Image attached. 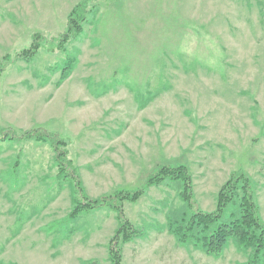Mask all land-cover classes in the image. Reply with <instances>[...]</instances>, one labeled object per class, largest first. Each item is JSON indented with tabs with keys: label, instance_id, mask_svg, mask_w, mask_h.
Segmentation results:
<instances>
[{
	"label": "rangeland",
	"instance_id": "1",
	"mask_svg": "<svg viewBox=\"0 0 264 264\" xmlns=\"http://www.w3.org/2000/svg\"><path fill=\"white\" fill-rule=\"evenodd\" d=\"M82 1L0 0V264H111L120 218L124 264H247L233 241L218 258L180 245L184 184L147 183L187 167L214 213L244 174L264 220V0H87L64 44ZM86 199L104 205L74 215Z\"/></svg>",
	"mask_w": 264,
	"mask_h": 264
},
{
	"label": "trees",
	"instance_id": "2",
	"mask_svg": "<svg viewBox=\"0 0 264 264\" xmlns=\"http://www.w3.org/2000/svg\"><path fill=\"white\" fill-rule=\"evenodd\" d=\"M91 12L88 9L87 0L80 2L72 10L69 16L68 33L64 36V44L84 31V24ZM36 50L37 48L33 46L23 53V58L34 56L37 53ZM72 67L73 64L67 65V72L62 75L60 82L69 77ZM34 136L39 140L44 139V137L35 134ZM28 137H33V135ZM60 157L62 155H58L56 158L59 172L66 173L68 176V168L60 162ZM64 158L66 159V157ZM190 175L187 167H164L157 177L151 178L147 183V188H150L162 184L168 178L172 182L178 180L184 184L183 200L186 209L178 217L168 216L170 220L169 232L175 236L180 245L193 246L217 258L223 255L226 247L233 241L241 251L251 252L247 264H259L264 252V220L261 217L256 195L251 188L250 179L244 174H233L217 194V210L214 213H206L196 208ZM71 178L76 180L75 193H80L82 188L80 178L76 174L74 176L71 174ZM144 193L138 191L134 194H127L121 197L120 201L137 202ZM86 200L84 204L81 202L74 209V215L80 214L91 206L96 208L98 205H104V201L91 203L90 200ZM122 218L124 217L122 216ZM120 220V227L110 248L111 264H124L123 246L133 240L136 233L130 222L126 220L123 222L121 218ZM113 243H116V246H113Z\"/></svg>",
	"mask_w": 264,
	"mask_h": 264
}]
</instances>
